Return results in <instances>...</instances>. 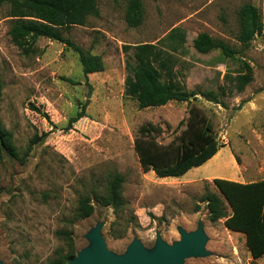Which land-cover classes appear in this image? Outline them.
Returning a JSON list of instances; mask_svg holds the SVG:
<instances>
[{"label": "rangeland", "instance_id": "obj_1", "mask_svg": "<svg viewBox=\"0 0 264 264\" xmlns=\"http://www.w3.org/2000/svg\"><path fill=\"white\" fill-rule=\"evenodd\" d=\"M98 3L99 16L63 31L86 52L102 57L104 70L88 75L79 54L58 40L39 37L35 49L24 54L8 33V4L0 7V118L19 152L17 159H0V260L49 264L70 244L76 254L90 248L89 235L101 225L114 255H124L134 241L151 252L157 234L173 245L182 232L201 228L206 253L186 257L181 264H264V256L252 258L244 233L228 229L224 219L210 220L205 189L219 191L213 179L198 178L204 169L225 178L223 173L232 168L237 181L264 178V0H142L144 19L137 27L126 22L128 0ZM245 3L258 8L263 23L247 47L237 39L239 11ZM174 28L179 31L169 35ZM200 33L223 40L238 53L232 58L219 49L200 53L194 47ZM140 43L157 44L165 69L195 90L197 98L141 109L127 96L126 60L135 48L126 52L123 46ZM242 60L252 66L254 80L244 92L229 93L223 75L243 71ZM206 92L217 94L220 103L208 100ZM83 106L86 116L64 130ZM191 109L210 120L224 145L214 161L178 178L145 171L135 148L140 127L160 126L163 131L155 141L166 146L185 128L176 129ZM44 133L29 149L31 139ZM230 153L236 160L233 165L227 158ZM116 174L124 177L125 202L117 211L96 199L107 194ZM85 197L94 212L79 218L80 199ZM61 230L69 237L59 235Z\"/></svg>", "mask_w": 264, "mask_h": 264}, {"label": "trees", "instance_id": "obj_2", "mask_svg": "<svg viewBox=\"0 0 264 264\" xmlns=\"http://www.w3.org/2000/svg\"><path fill=\"white\" fill-rule=\"evenodd\" d=\"M99 0H0V7L9 6V17L12 23L8 31L11 40L28 54L35 48L39 37L64 42L79 54L85 75L104 70V62L100 55H93L76 45L64 36L63 31L75 25H85L90 16H99ZM125 19L130 27L139 26L144 19L142 0H128ZM238 41L249 46L257 33L263 30L259 10L251 3H245L239 11ZM179 31L174 28L169 32ZM183 40V37H182ZM135 48L133 57L126 60L127 75L125 78V94L135 100L141 109L164 106L170 101H190L196 99L198 93L190 91L184 84L176 81L171 72L165 69L164 62L157 49V44L140 43L135 46L125 45L128 52ZM194 47L200 53H208L219 49L222 55L234 57L238 51L223 40L215 39L207 33H200L194 40ZM133 60V61H132ZM156 63L160 64L159 69ZM243 71L236 74L226 72L223 80L229 93H242L254 80L252 66L242 60ZM167 78H165V74ZM3 83L0 80V104ZM208 100L220 103L218 95L206 92ZM34 109L35 106H32ZM44 115L48 117L47 113ZM85 106L70 117L64 130H70L81 118L85 117ZM185 126L172 143L162 145L155 141V136L162 133V128L153 123L140 127L141 137L136 139L135 148L140 163L145 171L153 170L160 178L181 177L195 167H200L213 158L221 147L215 136L213 125L204 114L191 109L189 117L182 120L178 127ZM170 127V125H168ZM42 136L31 139L29 149ZM176 142V143H175ZM29 149L26 155H29ZM7 156L19 158V152L13 142V134L6 129L0 118V159ZM124 177L116 174L109 183L107 194L96 196L103 206H112L116 211L124 205L121 187ZM213 182L219 193L206 187L203 201L207 203L208 214L212 222L224 219L225 226L246 237V244L253 259L264 256V178L252 182H239L225 178H214ZM228 206L231 213H228ZM94 212L89 197L81 198L77 211L79 218H86ZM59 235L69 237L66 231H58ZM76 256L73 244L69 250L58 254L49 264H68Z\"/></svg>", "mask_w": 264, "mask_h": 264}, {"label": "water", "instance_id": "obj_3", "mask_svg": "<svg viewBox=\"0 0 264 264\" xmlns=\"http://www.w3.org/2000/svg\"><path fill=\"white\" fill-rule=\"evenodd\" d=\"M89 238L91 247L80 250L68 264H181L186 257L206 253L205 235L201 228L190 233L182 232L181 240L173 245L165 243L157 234L156 247L151 252L134 241L124 255H114L108 250L101 234V225L94 229ZM0 264L4 263L0 260Z\"/></svg>", "mask_w": 264, "mask_h": 264}, {"label": "crops", "instance_id": "obj_4", "mask_svg": "<svg viewBox=\"0 0 264 264\" xmlns=\"http://www.w3.org/2000/svg\"><path fill=\"white\" fill-rule=\"evenodd\" d=\"M216 158V155L214 156V158H211L208 162H206L205 164H203V167H206L207 164H209L211 161H214V159ZM228 161L231 165L234 164V162L236 163V160L234 158V156L232 155V153H230L228 155ZM214 165H217L216 163ZM196 168V167H195ZM201 170V168H200ZM212 172V169H204L203 171H201V174L198 176V178H205V179H209L212 180L214 178H217V176H219L218 174H214ZM231 173H223V176H225V179H229V180H235V178L238 176L237 170L233 168L230 170ZM237 181V180H235ZM241 182V181H239Z\"/></svg>", "mask_w": 264, "mask_h": 264}]
</instances>
